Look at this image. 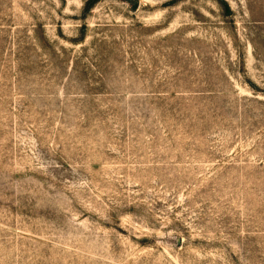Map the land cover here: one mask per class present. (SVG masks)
<instances>
[{
    "label": "rangeland",
    "instance_id": "374dc122",
    "mask_svg": "<svg viewBox=\"0 0 264 264\" xmlns=\"http://www.w3.org/2000/svg\"><path fill=\"white\" fill-rule=\"evenodd\" d=\"M0 264H264V0H0Z\"/></svg>",
    "mask_w": 264,
    "mask_h": 264
},
{
    "label": "trees",
    "instance_id": "16d2710c",
    "mask_svg": "<svg viewBox=\"0 0 264 264\" xmlns=\"http://www.w3.org/2000/svg\"><path fill=\"white\" fill-rule=\"evenodd\" d=\"M90 3H92V2H90Z\"/></svg>",
    "mask_w": 264,
    "mask_h": 264
}]
</instances>
